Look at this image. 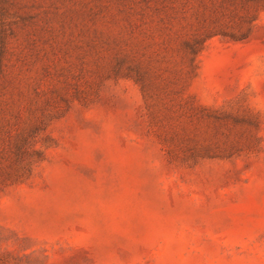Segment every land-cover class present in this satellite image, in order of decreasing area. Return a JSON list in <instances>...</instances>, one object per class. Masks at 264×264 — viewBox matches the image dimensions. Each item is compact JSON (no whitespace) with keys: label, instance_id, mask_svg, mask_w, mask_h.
<instances>
[{"label":"rangeland","instance_id":"374dc122","mask_svg":"<svg viewBox=\"0 0 264 264\" xmlns=\"http://www.w3.org/2000/svg\"><path fill=\"white\" fill-rule=\"evenodd\" d=\"M0 264H264V0H0Z\"/></svg>","mask_w":264,"mask_h":264}]
</instances>
